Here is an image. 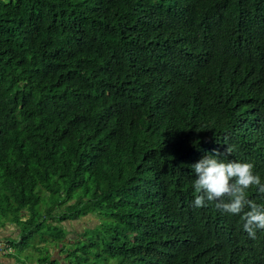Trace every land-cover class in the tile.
I'll return each instance as SVG.
<instances>
[{"label": "trees", "instance_id": "16d2710c", "mask_svg": "<svg viewBox=\"0 0 264 264\" xmlns=\"http://www.w3.org/2000/svg\"><path fill=\"white\" fill-rule=\"evenodd\" d=\"M250 128L264 136V0H0V228L19 232L0 264H264L243 213L192 207L201 143L264 183Z\"/></svg>", "mask_w": 264, "mask_h": 264}, {"label": "clouds", "instance_id": "9594fccd", "mask_svg": "<svg viewBox=\"0 0 264 264\" xmlns=\"http://www.w3.org/2000/svg\"><path fill=\"white\" fill-rule=\"evenodd\" d=\"M223 26L221 25L220 28ZM203 68L205 67L202 66L201 71ZM186 71L188 75L185 80L196 84L189 78L192 70L189 68ZM237 132L244 139L249 151L255 152L254 155H262L259 158L262 160L264 136L259 133L254 136L253 128L246 132L239 130ZM224 134L227 138V127ZM231 151L232 149L228 146L226 153L231 154ZM198 157H200L199 154ZM221 157L222 154L219 152L207 154L190 165L192 169L190 172L191 184L195 192L192 207L207 208L215 203L217 210L223 213L237 215L243 213L241 219L244 221L243 229L247 233L246 236L255 238L258 229L261 230L260 233L264 232V208L248 199L246 192L250 187L255 186L259 193H264V183L261 182L258 174H253L254 165L251 162L242 163L235 159L225 162ZM253 157L255 158V156ZM246 208L247 211H245ZM253 258L254 254L247 250L235 259L226 258L224 264H253Z\"/></svg>", "mask_w": 264, "mask_h": 264}, {"label": "rangeland", "instance_id": "374dc122", "mask_svg": "<svg viewBox=\"0 0 264 264\" xmlns=\"http://www.w3.org/2000/svg\"><path fill=\"white\" fill-rule=\"evenodd\" d=\"M212 78H213V76H212V74H211V72H210V70L208 69V68H203L202 69V71H201V78H200V80H199V83L200 84H202L203 82H205V81H207V80H210V82H211V80H212ZM215 82V80H214V78H213V83ZM224 94H225V92H224ZM223 94V95H224ZM226 95V94H225ZM228 126V121H225V124H223V122H220V123H218V124H216V128L215 129H213V130H211L212 132H214V134H213V138H215L216 140H215V143L213 144V148H214V146L216 145V142H217V140L219 139V138H221L223 135H224V133H225V130H226V127ZM210 127V126H209ZM233 138H234V136L233 135H228V139H230V140H233ZM200 148H201V150H203V151H199L198 152V154H199V156L200 157H196L195 158V160L193 161V164L194 163H196L200 158H202L203 156H205V155H207V153H210V152H208V150H206L204 147H203V145H202V143H201V145H200ZM221 158H223V157H221ZM224 160H226V162L229 160L230 161V159H224ZM43 196L47 199V194L45 195V194H43ZM49 202L52 204V200L49 198ZM41 204H44L43 202L41 203ZM43 207H39V209L41 210ZM64 208H65V205H61L60 207L59 206H56L55 208H54V211H53V213H59V212H61V211H64ZM98 221H99V218H98V215L97 214H88V215H85V216H83V217H81L80 219H76L73 223H74V225H73V227H74V229H73V232H72V234H70V238H74V237H76L77 235H79V234H81L83 231H84V229L85 228H91V227H94V225H96L97 223H98ZM47 222L48 223H51V224H56L55 222L56 221H53V220H51V219H47ZM0 229H2V230H0V231H3V233H6L7 232V234H11V236L12 237H14V236H16V234L17 233H19L18 232V230L16 229H14V226L12 225V223L11 222H6V225H5V227L4 228H0ZM40 233H38L37 235H35V238L34 239H37V241H39V238H40ZM33 239V240H34ZM49 240L51 241H49L50 243L47 245L48 246V250L51 252V251H53V254L54 255H58V248H56V250H54L53 249V239H51L50 237H49ZM57 242V241H56ZM53 249V250H52ZM18 252H20V250L19 249H16ZM25 250H27V248L25 249ZM27 252V251H26ZM45 252V251H44ZM44 252H43V254H44ZM31 255V254H30ZM37 256V255H36ZM38 256H41L40 254H38ZM61 257V256H60ZM31 258L35 261V256H31ZM2 261H8V262H10V260L9 259H5V258H0V262H2ZM14 264H16V263H14Z\"/></svg>", "mask_w": 264, "mask_h": 264}, {"label": "crops", "instance_id": "0c3cea01", "mask_svg": "<svg viewBox=\"0 0 264 264\" xmlns=\"http://www.w3.org/2000/svg\"><path fill=\"white\" fill-rule=\"evenodd\" d=\"M0 230H2V229H0ZM4 234H5V233H3V231H0V237H2ZM0 258H2V256H1V252H0ZM2 262H4V263H9L8 261H2Z\"/></svg>", "mask_w": 264, "mask_h": 264}]
</instances>
